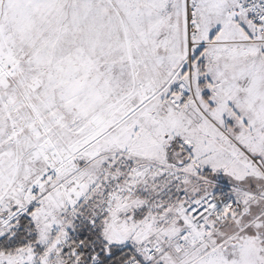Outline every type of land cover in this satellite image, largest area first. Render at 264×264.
Wrapping results in <instances>:
<instances>
[{"label":"snow or ice","instance_id":"6c2138e0","mask_svg":"<svg viewBox=\"0 0 264 264\" xmlns=\"http://www.w3.org/2000/svg\"><path fill=\"white\" fill-rule=\"evenodd\" d=\"M0 264H264V0H0Z\"/></svg>","mask_w":264,"mask_h":264}]
</instances>
